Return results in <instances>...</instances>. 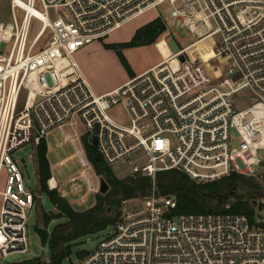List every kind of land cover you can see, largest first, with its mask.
<instances>
[{
    "label": "built area",
    "instance_id": "1",
    "mask_svg": "<svg viewBox=\"0 0 264 264\" xmlns=\"http://www.w3.org/2000/svg\"><path fill=\"white\" fill-rule=\"evenodd\" d=\"M164 5L165 17L158 13ZM11 10L14 22H0V44L11 45L0 49V264L28 252L27 211L36 200L13 152L43 141L48 147L55 130L71 140L82 166L67 187L51 168L48 188L62 197L82 206L101 193L104 177L87 143L118 177L153 180L141 203L122 200L113 231L81 264H264V227L237 212L174 213L177 198L156 184L157 174L170 170L199 183L232 174L264 180V0H11ZM151 10L165 24L155 45L163 41L170 53L96 94L74 53ZM33 19L39 29L30 39ZM177 26L195 41H176L175 53L169 42ZM209 39L208 59L187 58ZM119 108L120 117L110 114ZM78 120L84 139L65 131Z\"/></svg>",
    "mask_w": 264,
    "mask_h": 264
},
{
    "label": "rangeland",
    "instance_id": "2",
    "mask_svg": "<svg viewBox=\"0 0 264 264\" xmlns=\"http://www.w3.org/2000/svg\"><path fill=\"white\" fill-rule=\"evenodd\" d=\"M158 13L162 14L164 17L169 15V7L167 5L159 7ZM157 15V12L154 10L148 11L140 17L127 22L118 30L112 32L105 39L97 40L90 45L83 46L74 53L73 56L75 60L83 69V72L89 79L95 91H103L112 88L126 80V68L121 62L116 50L109 48L107 44L122 43L131 39L135 30L140 24L146 22L147 20H152ZM0 22H14V16L11 10V0H0ZM38 29L39 22L38 20L33 19L30 39L35 36V33L38 31ZM172 38H175L181 47H186L195 41V37L188 29H181L178 26L174 28V35ZM46 39L47 34L41 39L38 45L44 44ZM212 42L213 39H209L190 48L186 53L187 58L189 60H194L197 58L208 59L211 56ZM10 47L11 45L7 43L0 44V49L4 51H8ZM130 52L131 61L128 62L135 70H140L141 68L143 69L161 59L156 46L152 44L148 46L135 47ZM222 78L223 75L221 73L215 76V80L217 82ZM244 93L247 94L248 92L245 91ZM122 113L123 112L121 108L110 111V114L114 117H120ZM65 131L69 135H73L75 132H77L83 139L86 135V128L83 121L81 120H78V124L75 126V128L70 126L65 127ZM48 143V159L52 168V173L61 187H67L69 184V179L82 170L76 149L73 146L71 140L65 139L64 135L59 130L51 132ZM13 157L17 161L20 171L23 175L24 186L26 190H30L35 195L36 200L34 206L27 211L28 252L25 254H12L6 258H3L2 264H10L30 258H40L44 262H49L51 258V249L49 247V243L47 242L46 245H42L40 237L36 231V227H46L44 224V216H59V212L53 206L47 193L43 192L40 188L35 145L26 144L18 148L13 152ZM90 175L92 180L96 183L97 180L95 176L92 174ZM6 176V173H4L3 177L5 178ZM255 180L260 182L264 187V180H260L256 177ZM1 190L3 189L1 188ZM255 191L250 186L242 185V183H240L235 192L230 193L228 201L231 202L235 200L236 194L238 196L249 194L252 195ZM95 198L96 195L91 194L89 202L82 206L78 205L74 201L73 197H70L67 200L77 210H84L95 203ZM261 199L264 200V196ZM1 202L2 197L0 195V207ZM141 202L142 198L140 197L129 199L130 207H133ZM65 221V216L53 218L47 227L50 231V234L56 224ZM255 227H264V224H255ZM112 231L113 226H109L101 232L82 238V241L72 245L71 249L73 254L65 261L64 264H69L70 262L73 264H81L82 259L77 256V251L91 250L95 248Z\"/></svg>",
    "mask_w": 264,
    "mask_h": 264
},
{
    "label": "trees",
    "instance_id": "3",
    "mask_svg": "<svg viewBox=\"0 0 264 264\" xmlns=\"http://www.w3.org/2000/svg\"><path fill=\"white\" fill-rule=\"evenodd\" d=\"M165 30L161 18L145 24L137 29L129 42L121 44H107L114 48L121 62L130 75L134 72L128 63L122 49L124 47L139 46L154 42ZM89 158L95 165L98 174L102 175L109 184L106 193L96 195V201L84 210H77L70 202L62 197L57 190H50L47 180L51 176V166L48 159V147L45 141L36 147L37 170L40 188L47 193L59 216H44L46 227L53 218L65 216L66 221L56 224L49 235L48 243L51 249L49 262L40 258L24 259L10 264H64L73 254L72 245L82 241L85 236L96 234L113 225L118 217L121 202L134 197L146 198L151 194L153 180L151 177L136 175L127 178L118 177L112 169L107 167L102 160L98 161L96 148L87 143ZM248 185L254 189L252 195L238 196L229 202L230 193H234L239 184ZM157 191L163 195H175L177 207L174 213H200V212H237L247 215L255 224L254 209L243 198H262L264 187L253 177L232 174L228 177L207 183L192 180L187 174L179 170L164 171L157 174ZM229 205V206H228ZM264 208V204H261ZM89 250L77 251V256L82 259ZM69 264H73L70 262Z\"/></svg>",
    "mask_w": 264,
    "mask_h": 264
},
{
    "label": "water",
    "instance_id": "4",
    "mask_svg": "<svg viewBox=\"0 0 264 264\" xmlns=\"http://www.w3.org/2000/svg\"><path fill=\"white\" fill-rule=\"evenodd\" d=\"M169 45L173 52L179 51V46L176 40L172 39L169 42ZM182 61L185 60V56L182 54L180 55ZM93 143H97V139L94 138ZM100 161V157L97 158ZM108 182L103 178L101 183V193H106L109 190ZM242 201L248 202L254 209V220L256 224H264V208H261V204H264V200L257 198H243ZM229 206V205H228ZM36 231L40 237L42 245H46L49 239L50 231L47 227L37 226Z\"/></svg>",
    "mask_w": 264,
    "mask_h": 264
},
{
    "label": "crops",
    "instance_id": "5",
    "mask_svg": "<svg viewBox=\"0 0 264 264\" xmlns=\"http://www.w3.org/2000/svg\"><path fill=\"white\" fill-rule=\"evenodd\" d=\"M151 11H153V10H151ZM139 17H140V16H139ZM137 18H138V17H137ZM156 18H159V16L157 15V16H155L152 20H147L146 22H143L142 24H140V25L137 27V29H139L140 27L144 26L145 24H147V23L153 21V20L156 19ZM137 29L135 30L133 36L135 35ZM133 36L131 37V39L133 38ZM159 37H160V36H159ZM159 37H157V39H156L154 42L150 43V44L139 45V46H148V45H151V44H152V45H155V42L159 39ZM131 39H129V40H127V41H124V42H122V43L129 42ZM91 44H92V43H91ZM111 44H114V43H111ZM115 44H116V43H115ZM117 44H121V43H117ZM88 45H90V44H88ZM139 46L124 47V48L122 49V51H123V53H124V55H125L127 61H129V62L131 61V55H130L131 52H130V51H131L133 48H135V47H139ZM155 46H156V45H155ZM156 48H157V46H156ZM113 49H114V48H113ZM157 51H158V53H159L160 56H161V59H160V60H158L157 62H155V63H153L152 65H149V66H147V67H145V68H143V69L141 68L140 70H135V69L130 65L131 68H132V70H133V72H134V75H130V74L128 73V71H127V74H126V80H124L122 83H120V84H118V85H116V86H114V87H112V88H109V89H106V90H103V91H101V90L97 91V90H96V91H97V92H96V91L93 89V87H92V85H91L89 79L87 78V76H86L85 73L83 72V69H82V68H81V69H82L83 74L85 75V77H86L87 80L89 81V83H90V85H91L93 91H94L96 94H104V93L109 92V91L113 90L114 88L120 86L121 84H123L124 82H126L127 80H129L130 78H132L133 76H135V75H137V74H139V73H141V72H143V71L149 69L150 67H152V66L158 64L159 62H161V61L163 60L164 54H163L162 51H160L158 48H157ZM129 62H128V63H129ZM129 64H130V63H129ZM80 67H81V66H80Z\"/></svg>",
    "mask_w": 264,
    "mask_h": 264
},
{
    "label": "bare ground",
    "instance_id": "6",
    "mask_svg": "<svg viewBox=\"0 0 264 264\" xmlns=\"http://www.w3.org/2000/svg\"><path fill=\"white\" fill-rule=\"evenodd\" d=\"M26 7H27L30 11L35 12L34 8L29 7V6H26ZM156 46H157L158 48H160L161 51H162L164 54L167 55V54L170 53L169 49L167 48L166 44H165L163 41H159V42L157 43Z\"/></svg>",
    "mask_w": 264,
    "mask_h": 264
}]
</instances>
